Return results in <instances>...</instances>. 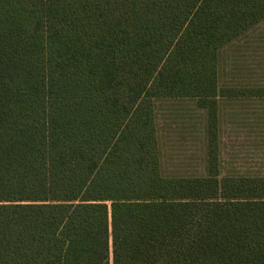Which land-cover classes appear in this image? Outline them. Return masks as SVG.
<instances>
[{
  "label": "trees",
  "instance_id": "trees-1",
  "mask_svg": "<svg viewBox=\"0 0 264 264\" xmlns=\"http://www.w3.org/2000/svg\"><path fill=\"white\" fill-rule=\"evenodd\" d=\"M264 0H0V264H264V175L224 172L220 53ZM205 116L164 170L157 104Z\"/></svg>",
  "mask_w": 264,
  "mask_h": 264
},
{
  "label": "rangeland",
  "instance_id": "rangeland-1",
  "mask_svg": "<svg viewBox=\"0 0 264 264\" xmlns=\"http://www.w3.org/2000/svg\"><path fill=\"white\" fill-rule=\"evenodd\" d=\"M222 82L264 83V22L220 53ZM164 170L202 174L205 116L191 99L157 104ZM221 163L224 172L264 175V100L222 102Z\"/></svg>",
  "mask_w": 264,
  "mask_h": 264
}]
</instances>
